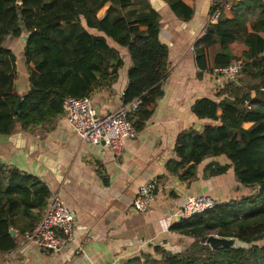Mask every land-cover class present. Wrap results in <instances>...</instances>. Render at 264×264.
Listing matches in <instances>:
<instances>
[{"label": "trees", "instance_id": "obj_1", "mask_svg": "<svg viewBox=\"0 0 264 264\" xmlns=\"http://www.w3.org/2000/svg\"><path fill=\"white\" fill-rule=\"evenodd\" d=\"M166 1L175 16L191 19L193 10L181 0ZM218 1L213 0L211 12ZM107 2L111 3L107 14L98 18L97 11ZM129 2L0 0V134L50 123L63 114L64 98L89 96L96 88L111 87L123 65L114 45L126 48L132 63L122 105L139 100L129 119L136 132L143 129L162 95L168 48L159 40L161 16L157 11L150 9L134 19L114 13ZM229 11L232 17L222 11L217 23L206 24L193 45V63L198 77L212 73L237 59L231 45L241 43L246 48L241 54V78H219L211 96L191 104L190 111L201 128L191 125L177 135L176 159L167 161L166 169L184 179L194 176L204 159L224 155L228 163L212 173L231 169L247 194L173 221L169 231L194 238L188 248L171 253L153 246L149 253L123 259L120 264H264V243H258L264 240V0L235 2ZM23 34L30 87L17 104L16 58L5 42L8 36L13 40ZM215 46L218 50L211 58L209 50ZM247 122L252 124L244 128ZM49 196L43 182L0 163V252L16 248L18 238L9 229L19 230L22 224V231H30L41 217L32 209L42 210ZM18 215V219L29 220L17 221ZM208 235L237 238L253 246L212 250L204 244Z\"/></svg>", "mask_w": 264, "mask_h": 264}, {"label": "crops", "instance_id": "obj_2", "mask_svg": "<svg viewBox=\"0 0 264 264\" xmlns=\"http://www.w3.org/2000/svg\"><path fill=\"white\" fill-rule=\"evenodd\" d=\"M181 2L193 10L190 20L175 16L166 0H130L115 8L116 15H129L130 19L150 9L157 11L161 16L159 40L168 48V73L160 83L162 95L157 98L143 129L127 139L120 154L99 145L81 143L63 114L50 123L0 134V163L43 182L50 191L46 205L58 193L81 229L61 252H52L26 245L23 236L28 230L22 231L21 224L19 230L14 229L18 241L13 249V264H120L123 259L149 253L153 246L162 244L181 251L194 238L169 231L176 219L167 221V218L187 196L206 194L216 202H225L245 190L239 187L231 169L212 173L216 167L228 163L224 155L204 159L195 175L184 179H178L166 169L167 161L176 159L177 135L198 124L190 111L191 104L198 98L211 96L220 80L208 72L198 77L192 55L193 45L207 24L213 0ZM110 6V2L105 3L97 11V17L103 18ZM224 16L232 17L229 10L224 11ZM25 36L5 42L16 58L14 83L19 97L30 87L24 63ZM261 36L264 38V33ZM114 46L123 59L116 81L109 88L99 87L89 94L99 116L122 106V94L128 85L130 57L126 48ZM217 50V46L209 50L211 58ZM251 124L244 123L243 127ZM150 178L158 180V190L149 210L140 213L133 209L132 200L140 185ZM45 207L32 212L42 215ZM18 218L19 215L17 221L29 220ZM78 246L83 247L86 257L70 256L71 250ZM7 256L8 252H0V260Z\"/></svg>", "mask_w": 264, "mask_h": 264}, {"label": "built area", "instance_id": "obj_3", "mask_svg": "<svg viewBox=\"0 0 264 264\" xmlns=\"http://www.w3.org/2000/svg\"><path fill=\"white\" fill-rule=\"evenodd\" d=\"M240 1L245 0H219L216 9L209 12L207 24L217 23L222 11L229 10L233 3ZM242 66V58H237L225 67L215 68L212 74L220 78L234 80ZM138 103L139 100L135 99L116 110L99 116L89 96L66 97L62 101V110L65 119L81 143L105 147L116 155L123 151L127 139L136 134L129 118L137 110ZM158 186L156 178H150L143 182L132 200L133 209L140 213L147 212L156 196ZM215 203L216 201L206 194L187 196L174 214L167 218V221H171L173 218L187 219L211 208ZM78 232L81 233V229L76 225L73 213L62 202L58 193H54L38 222L24 234L23 239L26 245L30 244L42 250L61 252L67 243L74 241ZM82 233H84L83 229ZM160 246L171 253L180 252L175 246L167 244ZM14 254L13 250L8 251L7 258L0 260V264H13ZM71 255L86 257L82 246L72 249Z\"/></svg>", "mask_w": 264, "mask_h": 264}, {"label": "water", "instance_id": "obj_4", "mask_svg": "<svg viewBox=\"0 0 264 264\" xmlns=\"http://www.w3.org/2000/svg\"><path fill=\"white\" fill-rule=\"evenodd\" d=\"M19 3L22 2V0H17ZM21 20L19 19V22ZM8 39L10 38V36L7 37ZM19 96H18V101L17 104L19 102ZM15 112H17V106L15 108ZM195 129L199 130L200 126L198 124H195L193 126ZM9 233L10 235L14 236L15 235V230L13 228L9 229ZM205 245H207L208 247H210V249L212 250H217L220 248H232V249H249L253 246L252 243H248L242 240H239L237 238H231V237H220L217 235H208L205 239L204 242Z\"/></svg>", "mask_w": 264, "mask_h": 264}, {"label": "rangeland", "instance_id": "obj_5", "mask_svg": "<svg viewBox=\"0 0 264 264\" xmlns=\"http://www.w3.org/2000/svg\"><path fill=\"white\" fill-rule=\"evenodd\" d=\"M11 40V39H10ZM244 48V46L241 44V43H234L233 44V46L231 47V49L233 50V52H235V56L237 57V58H242L241 57V53L243 52L242 51V49ZM191 52V51H190ZM238 77H239V79L238 80H240V78H241V75H237ZM246 79V78H245ZM245 194H247V191H245V190H242L237 196H236V198H239V197H241L242 195H245ZM229 199V198H228ZM259 244H262V243H264V240H262V241H260V242H258Z\"/></svg>", "mask_w": 264, "mask_h": 264}]
</instances>
